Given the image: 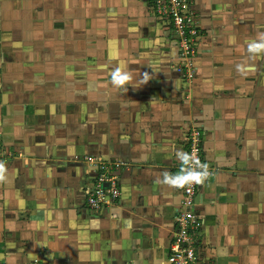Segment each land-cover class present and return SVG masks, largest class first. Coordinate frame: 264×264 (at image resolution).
I'll list each match as a JSON object with an SVG mask.
<instances>
[{"label": "crops", "instance_id": "1", "mask_svg": "<svg viewBox=\"0 0 264 264\" xmlns=\"http://www.w3.org/2000/svg\"><path fill=\"white\" fill-rule=\"evenodd\" d=\"M187 84L173 28L145 0H0V264H170L177 151L203 131L199 264H264V0H190ZM119 68L131 79L111 83ZM118 166L92 211L86 158Z\"/></svg>", "mask_w": 264, "mask_h": 264}, {"label": "built area", "instance_id": "2", "mask_svg": "<svg viewBox=\"0 0 264 264\" xmlns=\"http://www.w3.org/2000/svg\"><path fill=\"white\" fill-rule=\"evenodd\" d=\"M145 1L155 15L166 20L172 26L182 57V64L178 67V72L187 84H191L197 73L195 61L199 57L197 39L200 35V28L197 17L191 11L190 0ZM203 137V131L200 128L192 130L186 141L187 153L195 155L201 163L207 166L204 160ZM3 155L4 151L0 148V158ZM84 163L95 166L96 172L94 186L89 190L87 198L89 208L98 212L116 205L121 195L118 166L101 162L93 157L86 158ZM207 171L209 175L208 166ZM203 181L200 183L192 182L180 187L182 202L176 218V231L169 257L170 264H199L200 244L198 236L204 222L198 219L196 215V199ZM32 264H41V261L36 259Z\"/></svg>", "mask_w": 264, "mask_h": 264}, {"label": "clouds", "instance_id": "3", "mask_svg": "<svg viewBox=\"0 0 264 264\" xmlns=\"http://www.w3.org/2000/svg\"><path fill=\"white\" fill-rule=\"evenodd\" d=\"M248 50L250 53H258L264 50V42L249 43ZM130 79V72L121 71L119 68L111 73V83L117 87L125 85ZM176 158L181 164L180 172L177 174L163 173V183L175 187H184L192 182L200 183L207 177V166L201 163L195 155L180 150L176 152ZM197 169H200V171H197Z\"/></svg>", "mask_w": 264, "mask_h": 264}]
</instances>
